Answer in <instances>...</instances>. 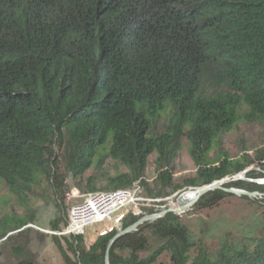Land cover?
Returning a JSON list of instances; mask_svg holds the SVG:
<instances>
[{
  "label": "trees",
  "instance_id": "16d2710c",
  "mask_svg": "<svg viewBox=\"0 0 264 264\" xmlns=\"http://www.w3.org/2000/svg\"><path fill=\"white\" fill-rule=\"evenodd\" d=\"M162 117L167 128L152 134ZM239 122L264 127V0H0V183L17 201L42 183L64 201L65 179L81 180L107 158L127 173L108 178L104 191L141 182L152 155L156 184L169 188L181 137L198 168L191 186L251 163L264 168V147L253 161L223 158L207 168ZM223 197L215 190L200 203ZM126 217L121 229L136 221ZM31 221L5 216L0 239ZM60 224L61 216L50 228ZM116 233L88 249L82 235L64 239L65 249L53 242L63 264H104ZM208 251L167 214L117 240L109 264H264V239L233 255Z\"/></svg>",
  "mask_w": 264,
  "mask_h": 264
},
{
  "label": "rangeland",
  "instance_id": "374dc122",
  "mask_svg": "<svg viewBox=\"0 0 264 264\" xmlns=\"http://www.w3.org/2000/svg\"><path fill=\"white\" fill-rule=\"evenodd\" d=\"M167 126L168 118H160L152 134L156 135L165 131ZM263 147L264 127L239 122L235 129L225 134L209 153L207 168L218 166L223 158L233 162L244 159L253 161L256 152ZM155 158L156 155L148 158L141 182H134L129 187L140 190L137 193V196L141 198L139 207L127 214V217L134 216L136 221L142 217L157 214L164 209L174 208L177 206L179 196L193 193L204 187L191 186L194 182L199 184L198 168L190 157L189 144L185 137L180 139V150L173 164L169 188H166L165 184L155 182L157 175L154 166ZM62 172L65 174L64 169ZM242 172L227 176L221 185L215 183L220 187L218 191L224 194L216 205L204 207L200 203L203 196L186 212L180 215L172 214L177 217L180 224L187 228L193 241H200L203 248L208 249L211 255H215L217 251L233 255L243 248L251 251L259 240L264 239V196L249 197L227 193V190H233L264 195V168L251 163ZM125 173L127 170L123 166L107 158L103 161L101 169L91 167L81 180L74 181L67 177L64 201L59 199L60 196L57 200L54 190L47 183H42L41 186L35 188L33 195L26 198L27 201L23 204L9 196L7 188L0 183V224L4 217L9 215L32 220L27 222L24 228L12 231L4 239H0V264H15L26 256L32 257L36 264H63L53 238L61 242L65 249L63 240L72 242L73 237L52 235V232L62 231L64 226L60 224V228L54 231L50 228V223L61 216L66 224L71 207L82 203L88 195L110 193L103 190L107 185V179ZM88 178L94 180L95 193L86 191L89 189L87 187ZM56 204L64 210L61 215L56 212ZM122 219L118 221L119 223L112 220L86 226L81 236L84 247L88 249L97 237L103 234L112 230L120 231ZM117 224L120 226L115 227ZM150 243L153 248L158 246L156 240H150ZM67 255L72 257L70 253Z\"/></svg>",
  "mask_w": 264,
  "mask_h": 264
},
{
  "label": "built area",
  "instance_id": "2783aa9c",
  "mask_svg": "<svg viewBox=\"0 0 264 264\" xmlns=\"http://www.w3.org/2000/svg\"><path fill=\"white\" fill-rule=\"evenodd\" d=\"M138 192H140L139 188H128L88 195L84 203L71 207L64 229L60 232H52V235L74 236L82 234L88 225L112 220L119 223L121 218L139 207L141 198L137 196ZM96 216L98 217L95 218Z\"/></svg>",
  "mask_w": 264,
  "mask_h": 264
},
{
  "label": "water",
  "instance_id": "95a60500",
  "mask_svg": "<svg viewBox=\"0 0 264 264\" xmlns=\"http://www.w3.org/2000/svg\"><path fill=\"white\" fill-rule=\"evenodd\" d=\"M241 173H243V172H241ZM238 178L241 179L240 177H238ZM223 181H225V179L222 180V181L213 182L212 184L206 185L203 188L199 189V192H197L196 197H195L192 205L195 204L201 197L205 196L206 194H208V193H210L212 191L220 189V187L217 184H215V183H219L221 185V184L224 183ZM227 193L233 194V195H238V196H249V197H262V196H264V195L259 194V193H248V192H243V191H241V192L238 191L237 192V191H233V190H227ZM181 196H179V198ZM179 198L177 199V206L178 207H177L176 210L171 209V208L164 209V210H162L161 212H159L157 214H153V215L142 217V218L138 219L137 221H135L132 225H130V226L118 231L109 240V242L107 244V247H106V250H105L104 264H109V252H110L111 248L113 247L114 243L117 240H119L120 238H122V237H124V236H126V235H128V234H130L132 232H134L139 226L143 225L144 223L153 222V221H155L157 219H160V218L164 217L167 214L180 215V214L186 212L187 209L189 207H191V206L182 205L180 203L178 204Z\"/></svg>",
  "mask_w": 264,
  "mask_h": 264
},
{
  "label": "bare ground",
  "instance_id": "6f19581e",
  "mask_svg": "<svg viewBox=\"0 0 264 264\" xmlns=\"http://www.w3.org/2000/svg\"><path fill=\"white\" fill-rule=\"evenodd\" d=\"M263 183H264V182H263ZM197 192H199V189L195 190V192H193V193H187V194H185V195H182V196L179 198V200H178V204L180 203V204H182V205L192 206V203H193V201H194V199H195V197H196ZM84 202H85V200H84L82 203H84ZM82 203H80V204H82ZM177 207H178V206H176V207H174V208H171V209L176 210ZM90 212H92V211H90ZM91 214H93V213H91ZM98 216H100V215H98ZM98 216H96L95 218H97ZM125 216H126V215H125ZM102 223H105V222H102ZM118 226H120V224L115 225V227H118ZM83 232H84V230H83ZM77 234H78V233H77ZM82 234H83V233H82ZM82 234H79V235H82ZM79 235H74V236H79Z\"/></svg>",
  "mask_w": 264,
  "mask_h": 264
}]
</instances>
